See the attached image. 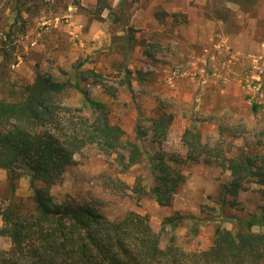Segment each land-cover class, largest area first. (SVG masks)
I'll use <instances>...</instances> for the list:
<instances>
[{
    "label": "rangeland",
    "instance_id": "rangeland-1",
    "mask_svg": "<svg viewBox=\"0 0 264 264\" xmlns=\"http://www.w3.org/2000/svg\"><path fill=\"white\" fill-rule=\"evenodd\" d=\"M249 2L0 0V98H11L42 71L72 85L77 75L91 99L106 103L126 140H135L137 126H149L148 119L160 112L174 115L166 139L153 142L145 134L139 140L147 156L165 153L185 174L172 205L133 191L137 180L146 187L154 183L146 155L125 168L118 154L96 144L77 152L52 187L57 200L92 201L111 219L130 211L147 215L162 233V246L175 235L182 244L206 248L218 226L236 231L239 220L263 221L264 185L251 183L233 205L222 203L220 190L230 172L202 157L189 158L182 139L196 126L211 146L233 151L249 145L264 155V0ZM62 99L75 109L83 95L72 87ZM15 194H31L28 176L17 181ZM10 195L7 172L0 168V208ZM175 213L184 220L163 231V220ZM195 223L198 237L191 233ZM10 246V238L0 236V249Z\"/></svg>",
    "mask_w": 264,
    "mask_h": 264
},
{
    "label": "trees",
    "instance_id": "trees-1",
    "mask_svg": "<svg viewBox=\"0 0 264 264\" xmlns=\"http://www.w3.org/2000/svg\"><path fill=\"white\" fill-rule=\"evenodd\" d=\"M219 18L224 20L226 15ZM130 74L128 69L127 77ZM79 79L75 75L72 85L69 80L38 71L33 83L21 87L16 97L0 98V168L6 170L11 189L7 204L0 208V236L9 237L11 246L0 249V264H264V229H260L264 216L263 221L239 220L236 231L218 226L206 248L189 245V241L182 244L175 235L162 246V233L153 229L147 215L130 211L111 219L92 201L70 196L57 200L52 187L62 180L85 145L96 144L105 152L118 154L128 168L146 155L139 143L141 136L149 134L153 142L166 139L174 117L160 112L148 119L149 126H137L135 140H126L122 127L112 122L106 103L91 99ZM72 87L83 95L82 105L75 109L62 99ZM128 88L132 89L130 82ZM252 107L254 112L259 110L256 103ZM182 139L189 158L202 157L230 172L220 190L222 203L233 205L251 183L264 185V155L249 145L233 151L220 144L211 146L202 141L196 126L187 128ZM146 157L154 183L146 187L137 180L133 191L160 205H172L185 174L165 153ZM24 175L29 177L31 189L26 199L15 194L17 181ZM117 182L119 179L114 180ZM183 220L175 213L163 220L162 230L166 226L175 229ZM255 225L259 229L255 230ZM191 233L199 236L198 223Z\"/></svg>",
    "mask_w": 264,
    "mask_h": 264
}]
</instances>
